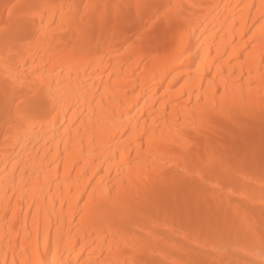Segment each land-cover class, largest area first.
<instances>
[{
  "label": "bare ground",
  "instance_id": "6f19581e",
  "mask_svg": "<svg viewBox=\"0 0 264 264\" xmlns=\"http://www.w3.org/2000/svg\"><path fill=\"white\" fill-rule=\"evenodd\" d=\"M12 3L92 4L97 23L84 33L62 24L53 8L56 27L47 14L43 27L35 25L23 69L46 71L63 60V72L55 79L63 81L59 87L70 89L71 98L51 129L37 124L27 141L8 146L7 159L0 110V264L27 259L26 233L33 239L40 235L43 258L51 261L57 232L66 264H76L78 258L81 264L89 259L93 264H124L128 254L115 247L109 251L106 233L82 220L90 199L101 220L153 241L144 254L153 264L190 258L185 246L193 237L203 240L210 228L213 236L219 229L226 251L205 246L197 259L264 264L259 242L264 208L259 166L264 140L261 0H0V93L5 77L16 71L14 64L6 66L3 49ZM175 3L185 5L177 28L163 15ZM137 4L147 7L137 12ZM146 32L155 39L142 45ZM178 32L182 41L176 39ZM81 50L90 54L77 55ZM83 128L88 132L81 131V142L74 143L77 129ZM185 142L198 155L222 157L223 170L232 151L249 145L256 149L257 162L223 192L180 187L183 176L177 179V166L184 165L169 148ZM185 195L193 198L192 209L181 212L177 205ZM236 201H244L254 233L234 225ZM6 209L15 211V217ZM10 230L20 233V248L15 235L9 245ZM112 235L107 233L109 241Z\"/></svg>",
  "mask_w": 264,
  "mask_h": 264
},
{
  "label": "snow or ice",
  "instance_id": "6c2138e0",
  "mask_svg": "<svg viewBox=\"0 0 264 264\" xmlns=\"http://www.w3.org/2000/svg\"><path fill=\"white\" fill-rule=\"evenodd\" d=\"M67 7V11H64ZM137 12H140L147 6L144 4L135 5ZM193 8L202 7L201 5H192ZM244 9H249L253 6L243 5ZM56 8L60 14V22L66 25L75 26L80 31L87 33L96 23V19L93 15L96 8L92 4L84 5H49L43 3H12L7 8L9 14V20L11 23L6 25L3 30V49L6 55L4 56L6 66L12 64L15 65L16 71L9 73L5 77L4 87L2 93H0V110H2L5 127L7 129L4 135L5 153L4 158L7 159L9 153L7 148L13 145V142H17L13 146H19V142L23 139L27 141L30 132L34 131L37 124L41 128L51 129L55 123L58 114L63 110L64 106L71 98V91L69 88H61L59 85L63 83L61 80L55 79L63 72L61 64H56L50 70L42 71L39 67H36L32 71L23 69V64L27 63L24 59L26 49L30 48L33 41L31 37L34 35L33 29L35 25L39 23L43 27L44 17L47 14L49 19L52 18V9ZM82 9V10H81ZM185 5L182 3H175L166 6L163 15L173 28L179 27V21L184 13ZM260 17L261 23L260 39L264 41V0H261L260 5ZM160 17L157 16L156 19ZM154 36L151 32H146L142 39L141 44L152 43ZM178 41L183 40V33L178 32L176 34ZM83 56L86 53L83 50L76 53ZM261 59L264 61V53H261ZM56 68H61L60 72L56 71ZM55 85V87H54ZM95 99V97H93ZM262 112H264V104L261 106ZM66 134L68 130L66 129ZM81 131L87 133L88 129H77V139L74 143L81 142ZM147 134V133H145ZM70 137V141H71ZM91 143V141H90ZM47 144V141H45ZM26 147V144H25ZM148 148H152V137H149ZM169 151H175L178 153L174 157L175 160L182 163L184 166L180 168L177 166V179L182 174L183 178L179 180V186L183 187L187 184L195 185L196 187L204 191H218L223 192L229 186L233 185L234 179L240 176L245 170L252 169L257 162V153L253 145H249L241 150H234L230 155V161L227 170L222 168V157L216 154L198 155L193 147L187 142L182 145H177L175 148H169ZM132 162L129 161L131 167ZM259 166L262 175H264V140L261 141L259 150ZM16 165L13 164V172H15ZM237 192L243 195L239 189ZM119 196V193H117ZM11 199V198H9ZM191 197L185 195L183 204L178 203V208L181 212H186L192 209ZM264 204V200L261 201ZM64 204L61 203L63 208ZM231 208V205H230ZM85 215L82 216V220H86L88 226L96 225L99 230L106 233L105 243L108 244V250L111 251L113 247L117 251L128 254V258L124 261V264H153V262L144 259L150 249L153 248V241L145 240L139 236V234L129 233L124 229L123 225H117L111 222L109 219L101 220L95 212V207L91 202L85 205V209L82 210ZM11 212L15 217V211L12 209H6V213ZM22 213V208H21ZM261 230L259 232V242L264 246V208L261 210ZM234 225L240 227H246L248 232L254 233L255 226L252 223L250 217L244 211V201H236L235 215L232 218ZM113 233L112 240L107 239V233ZM15 235L17 239V248H20L19 243L20 233H13L11 230L6 234L9 241V245L12 244V238ZM120 236V241L115 242V236ZM149 235H152L149 233ZM32 233H26L25 243L23 247L24 255L27 259L23 262L13 258L11 264H66L63 259V254L60 247L59 232H57V243L55 251L52 253V260H46L43 258V246L41 243V237L37 233L33 239ZM162 239V237H161ZM186 240L189 238L186 236ZM222 235L217 229L216 235L213 236L211 228L208 235L203 239L193 237L189 244L186 245L187 256L190 258L181 260H171L168 264H207L206 261L196 258L197 253L201 248L205 246H215L216 251H226L221 244ZM29 240L31 243H29ZM45 243H47V237H44ZM123 245V247H121ZM51 250V249H50ZM15 253H13V256ZM4 264H8L5 260ZM70 264V262H68ZM76 264H81L80 258L77 259ZM83 264H93L89 260H84ZM119 264V262H114Z\"/></svg>",
  "mask_w": 264,
  "mask_h": 264
},
{
  "label": "rangeland",
  "instance_id": "374dc122",
  "mask_svg": "<svg viewBox=\"0 0 264 264\" xmlns=\"http://www.w3.org/2000/svg\"><path fill=\"white\" fill-rule=\"evenodd\" d=\"M58 23H59V19L58 18H52V24H51L52 27H56L58 25Z\"/></svg>",
  "mask_w": 264,
  "mask_h": 264
}]
</instances>
